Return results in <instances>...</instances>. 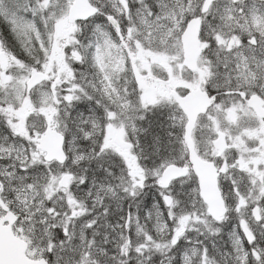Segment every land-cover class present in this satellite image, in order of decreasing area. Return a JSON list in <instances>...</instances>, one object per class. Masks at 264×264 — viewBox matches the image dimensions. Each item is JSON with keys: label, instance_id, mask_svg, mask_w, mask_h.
<instances>
[{"label": "snow or ice", "instance_id": "1", "mask_svg": "<svg viewBox=\"0 0 264 264\" xmlns=\"http://www.w3.org/2000/svg\"><path fill=\"white\" fill-rule=\"evenodd\" d=\"M0 264H264V0H0Z\"/></svg>", "mask_w": 264, "mask_h": 264}]
</instances>
